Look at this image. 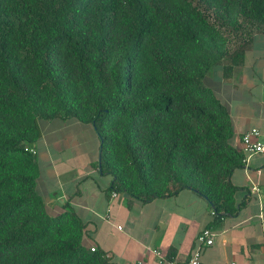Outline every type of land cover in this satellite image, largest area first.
<instances>
[{
	"label": "trees",
	"instance_id": "1",
	"mask_svg": "<svg viewBox=\"0 0 264 264\" xmlns=\"http://www.w3.org/2000/svg\"><path fill=\"white\" fill-rule=\"evenodd\" d=\"M259 33L264 0H0V264H119L84 244L69 202L48 212L40 120L94 125L113 192L146 203L189 189L216 218L237 213L245 157L205 78Z\"/></svg>",
	"mask_w": 264,
	"mask_h": 264
},
{
	"label": "crops",
	"instance_id": "2",
	"mask_svg": "<svg viewBox=\"0 0 264 264\" xmlns=\"http://www.w3.org/2000/svg\"><path fill=\"white\" fill-rule=\"evenodd\" d=\"M205 82L228 107L235 131L231 143L242 152L245 132L253 127L264 132V34L245 45L240 63L223 60ZM42 122L35 145L37 191L52 215L70 203L87 223L86 246L107 251L119 264H171L174 258L182 263L209 228L216 236L203 248L202 264H264V153L233 172L239 210L218 219L209 201L189 189L146 203L114 196L112 176L98 167L101 141L94 125L77 119Z\"/></svg>",
	"mask_w": 264,
	"mask_h": 264
},
{
	"label": "built area",
	"instance_id": "3",
	"mask_svg": "<svg viewBox=\"0 0 264 264\" xmlns=\"http://www.w3.org/2000/svg\"><path fill=\"white\" fill-rule=\"evenodd\" d=\"M31 151L36 153V149L32 148ZM242 153L244 154V160L251 157L254 154L264 153V132L257 127H253L242 136ZM254 188L253 190H257ZM116 192L113 195L116 196ZM216 233L209 228H205L197 237V244L192 254L184 262L178 261V259H170L171 264H202V251L205 246L212 245L215 240ZM95 250V247L91 248ZM157 254L163 258V255L157 252Z\"/></svg>",
	"mask_w": 264,
	"mask_h": 264
},
{
	"label": "rangeland",
	"instance_id": "4",
	"mask_svg": "<svg viewBox=\"0 0 264 264\" xmlns=\"http://www.w3.org/2000/svg\"><path fill=\"white\" fill-rule=\"evenodd\" d=\"M43 120H40L39 121V127H41V129L43 128V126H44V123L45 122H42ZM91 142V139H89V143ZM92 143V142H91Z\"/></svg>",
	"mask_w": 264,
	"mask_h": 264
}]
</instances>
